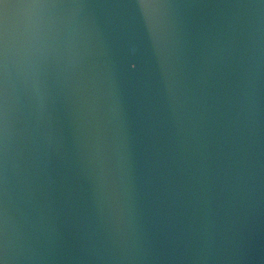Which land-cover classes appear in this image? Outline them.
<instances>
[{
  "label": "water",
  "instance_id": "water-1",
  "mask_svg": "<svg viewBox=\"0 0 264 264\" xmlns=\"http://www.w3.org/2000/svg\"><path fill=\"white\" fill-rule=\"evenodd\" d=\"M0 264H264V0H0Z\"/></svg>",
  "mask_w": 264,
  "mask_h": 264
}]
</instances>
